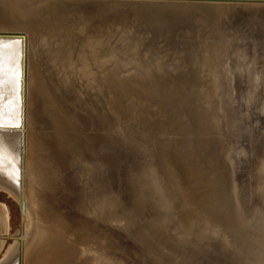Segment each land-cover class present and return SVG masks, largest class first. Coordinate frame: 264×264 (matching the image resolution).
I'll return each mask as SVG.
<instances>
[{
    "label": "bare ground",
    "instance_id": "1",
    "mask_svg": "<svg viewBox=\"0 0 264 264\" xmlns=\"http://www.w3.org/2000/svg\"><path fill=\"white\" fill-rule=\"evenodd\" d=\"M67 1L68 0H0V29L18 28V29H24L25 31L24 33L25 39L24 41H22L23 42V48H22V52H23L22 118H23L24 123L23 124L21 123L19 129L11 126L13 125V121H15L16 118L18 117V114H17L18 113V102L14 98L11 92V89H10V85L8 83V80L10 79L12 70H13L12 69L13 65L11 63V60L14 54V50L7 48V50L10 52L12 57L9 59L10 68L7 70V74L5 75L6 86H3L4 87L3 96L6 95L7 97L5 98L6 105L4 108H2V111H3L2 119H3L4 125H10V126L6 127L3 133L5 146H4V152H3V159L2 161H0V165H5V166L12 165L13 167H15L21 164L22 162V164L24 165V168L34 173L33 184L34 186H37L36 187L37 189L39 187L40 192H41V189L49 188L48 193H46L45 191H44L45 193L44 192L40 193V195L41 194L43 195V196L41 195L42 198L40 197V195L38 196L39 193L38 194L36 193V191L38 192V190H35L36 188H34L35 193L31 191V193L29 192V195L28 194L19 195L20 200L23 201L24 206L26 207V211H28L26 212L27 216L31 218L29 220V223L26 224V227H25L26 231L30 230L31 238L34 237V236L32 237V231H34L33 232L34 234H36L35 232L37 231V230L36 231L33 230L35 228V227L33 228L34 223L35 221H37V219L35 220L34 218L35 217L34 215L36 214V212L38 210L42 211L41 215L46 217V219L47 218L49 219V216L51 215L50 212L53 210L52 208H50L51 211L47 210L49 209L47 206H46L47 209L44 208L45 207L44 206L45 204L44 196L47 197L48 200H51L50 198H53L55 196L57 197V194H58L59 189H58L57 182L51 181L49 184L48 171L50 170V168H53L55 165L54 163H56L57 160L60 159L59 155L57 154L59 153V149H58L59 143L63 141L64 142L63 145H66V148L70 147L69 149L82 150L81 152L82 155L81 153H77L76 156L81 155L80 158L84 161L88 160L89 158L92 159L91 158L92 156H96L95 151L98 149L97 147L100 144L99 142L101 140L103 144H109V140L111 139L110 138L111 136H113V138H116V137L122 138L120 135V132H119V135L118 133H115V132H118L120 128H118V130H115L114 124L111 125V122H115L118 119L122 118L123 115L129 114V112H132L133 103L131 102L130 97H137L139 102H141V100L146 98L151 103H158L156 105L160 106L161 109H164L165 107L171 108L172 113L174 112V114H172V117H173V120L177 124L176 125L177 132L181 138L180 144L182 146V154H184L186 159L190 158L193 155H195V157L198 158L197 160L199 164L197 168L203 169V172H199L198 175L204 177L202 182H205V184L207 185L206 191L208 190L209 193L208 192L207 193L209 194V197L212 200V207L210 209L211 210L219 209V208L221 209L222 207V211H223L222 213H223L227 237L230 238L231 240L246 239V236L247 238L248 236L252 238L256 232L253 233L252 235L253 230L251 232L249 231V233H251L250 235L246 233L247 230L243 226L242 221L244 220H242L243 218L242 216H245L247 213L242 216L240 214L239 207L241 206H238V203L235 197V192H234L235 184L233 182V178L231 175L232 173L231 167L233 169L234 165H240L242 169L240 170V172L242 171V174L245 176V181L246 179L249 180V182L253 180H257L258 174H260L262 180L264 179V132L261 135H259L261 130L251 129L252 127L250 128L245 127V129H243L244 127L242 125L240 124L237 125L236 123L237 116L232 114L233 111L232 112L229 111L230 110L229 103H227L224 100L225 98L224 97L222 98V96L224 95L223 92L225 90L227 80L231 79L230 78V76L232 75V71H230L231 67H232V70H234L233 67L235 65L237 66V64H240L244 68H247L248 70H250V72L253 71L255 75L254 76L255 82L247 88L246 92L240 93V94L242 95V97L246 98L248 101L255 102L256 105L260 103L258 96H259L260 90L262 89L261 83L264 82V2L263 0H230L226 4L225 2H222L223 0H213L215 2L213 1L211 3L206 2L205 5L204 4L201 5V8L199 10H194L193 12L188 13L186 15L184 14L185 5L184 6L182 5L183 0H165L162 2L153 1L149 3L141 2V3H133L127 6L122 5L123 3H116V2L114 3L113 0L92 1L94 2V4L91 1L82 2L78 0L77 2V1L72 0V3H66ZM189 1L192 3H195L196 1H201V0H189ZM234 2L235 3L237 2L238 4V6L236 5L237 9L234 12L235 15L240 13V10L245 11V13L243 14H247L248 12H250V10L253 7H256L254 9L257 10L254 13L245 15V17L241 18V20L240 19L237 20L239 29H243L240 33L238 32L236 33L234 31L235 29L226 27L228 26V17H229L228 16L229 12L227 8ZM71 4L72 5L80 4V6H82V8H85V9L89 8V6L93 4V9L91 11L85 10L84 12H82V10H79L78 8L74 6L66 7V5L72 6ZM109 4H115V6H113V9L109 8L110 7ZM129 7H134L135 9L130 10ZM149 11L153 12V17L151 16V12L148 14L149 17H151L150 19L152 20L151 22L152 25L147 24L148 21H144L146 22L145 29H144L142 22L144 20V15ZM178 12L181 13L179 17H177ZM163 15L166 18V26H167L166 28H168V33H166L165 36L159 39L157 37H158V31L162 28V25H163ZM124 17H126V19H124ZM246 17L249 18L248 21H245V19H247ZM83 18H85L84 20L87 23L86 24L87 28L85 31L80 30L79 26L81 24L76 23V19H83ZM173 18H176V19L174 20ZM101 20H104V21L107 20L108 23H110L111 21H117V22H121L124 26L127 25V31L125 32V34H127L128 37L122 38V40L119 41L118 43H116V41L118 40H115L113 38L114 36L112 37V34L107 31L102 32L100 35L95 37V35L91 34L90 29L92 27H96L98 25L97 23H99ZM28 26H30L32 29H29ZM29 32L36 37L37 42L35 44L30 42V40H28L29 38H31ZM135 36L142 37L143 39L137 40L136 38H134ZM153 41H157V42L152 44ZM14 43L15 42L11 44H14ZM53 43H56V44L58 43L57 44L58 49L55 53L58 55L56 63H55V58H54V53H53L54 49L52 47ZM134 43L142 44L146 46V48H144L145 49L144 51H142V48H141L142 53L139 54L143 58V59L141 58V60L143 61L147 60L148 62V58H151L152 60L156 59L154 61V65H152L151 63L144 64L145 67L144 66L143 67L145 71H148V73L153 74V76L149 78L150 80L154 79L156 81L157 79H159L163 83L162 92H159L160 90L159 83H155V81L150 82L148 79L147 80L150 83L147 85L148 86L147 90H144V92H124L125 82L129 80L128 78H130L132 75H131V71L125 70L123 72H120L119 70L123 65L127 64L128 62L129 63L133 62L132 59L130 58L132 51L131 49L128 50V47L132 46ZM41 47H44V48H41ZM50 54L52 56V65H53V68L52 67L51 68L54 69V71L53 73H49V76H48V74L43 73L38 61L41 60L42 57L47 56V55L49 58ZM255 54H257V58H254L252 60V57ZM95 63L98 64V70L100 71L102 78L105 81L104 86L106 87V92L102 94L103 99H104L105 109L102 110L100 114V118L98 114L96 118L94 116H91V113H92L91 108L89 106L86 107L83 105L84 100H81V96L77 97L78 94L80 95L79 85L76 86L78 88L77 93L74 92V89L71 91L72 93L70 94L64 93L65 92L64 90L69 89L72 86V84L76 82L75 80L76 76L81 77L82 76L81 73L85 72L86 67L88 66V68L91 69V66L94 65ZM251 74L253 75V73ZM55 75H56V80L54 79ZM126 85H128V83ZM201 85L204 86L205 90L203 87H201ZM242 85H240L241 88H242ZM194 87L199 91V92H193L195 93L196 97H192L191 94L187 91L188 88H194ZM111 90H114L116 92H111ZM69 98L71 101L78 102L77 103L78 106L83 108L86 111V112H81L76 109L73 111V113L75 114V119L79 120L81 125H79L77 122H76L77 124H75L74 122H72L71 119H68L66 116H64L61 113V111H63L64 108L70 110V107H68V105L65 102V100H68ZM115 106H117V108H115ZM57 109H60V111ZM138 113H140V111H138ZM206 114H208L210 118H212L213 120V122H211L212 124H208ZM108 117H110V121L109 123H106V119ZM226 119L227 121L230 120V126L235 127V129L231 132L229 131L227 132V130L225 131ZM141 120H143V115L139 114L136 117L135 121L138 122ZM262 122L264 123V121ZM115 126L117 128V125ZM31 130H32V136L29 139L28 143H21V144H17L14 142L13 144L10 143V140H12L13 134H17L19 132L20 133L29 132ZM262 130L264 131V127L262 128ZM248 135H249V138L246 137ZM9 145L14 146V149H11ZM129 148L130 150H132L131 147ZM153 149L156 150V152H158L159 161L161 165L163 166V161H162L163 152L160 151L155 146L153 147ZM130 150L128 151L131 153ZM100 151L103 152L104 150L103 151L100 150ZM137 152H140V151H137ZM147 154L145 156H147ZM98 155L100 154L98 153ZM127 156L130 157V155H127ZM131 156L133 157V154ZM143 156L142 158H145V156L144 157ZM138 157L142 161L141 156H138ZM147 157H149V155ZM176 157L178 158V153ZM102 158H101V164H103L102 161L104 160V159L102 160ZM137 159L134 158L132 161H135ZM145 161L148 162L147 158L144 159L143 162ZM89 162H87V164ZM93 162L95 163V160L92 159V162L89 165H91ZM134 163H138V162H134ZM101 164L100 165L97 164V166L95 164L94 166L100 167ZM105 164L106 163H104L103 166ZM131 165L129 164V166L133 168L136 166V165H132V166ZM109 167H107L108 169H105L104 167V169L106 170L105 173L109 171V169L110 171H112L111 169H113L112 172H114V168H112L114 166L113 165L110 166L109 164ZM130 167H129V171H130ZM95 168L93 169V171L95 170ZM99 169L97 168L96 170H99ZM101 170L99 173L103 171ZM144 170L146 171V169ZM134 171L136 174L138 173L136 172L137 171L136 168L134 169ZM108 173L109 172H107V174ZM93 174L95 175V173H91V176ZM97 174L98 173H96L95 176H97ZM128 175L124 177H128ZM95 176H92L91 178L95 180L94 179ZM114 176H115V180H112ZM97 177H100L98 178V180L99 179L100 180L97 181L98 184L96 180L93 182H95L98 186L100 184L99 182H102L101 184L103 186V181H101V177H103V173L99 174V176ZM119 177H116V171H115L112 177L110 173V177L107 175L106 179L104 178V180L106 182V185H109V186L111 185L113 188L114 187L112 185L113 183L110 184L112 181L114 182L119 181L120 178L125 179L124 177H120V178ZM149 178H151L150 180H152V177L149 176ZM121 181H124L125 183V180H121ZM260 181L258 180L256 181V188ZM126 182L128 183L129 179ZM240 182H242V179ZM127 183H125L126 188L129 187ZM238 183L239 182H237V186L239 184L241 185V183L239 184ZM101 184H100V187H101ZM137 184L138 186H140V189H142V191L144 192L145 186L142 184V181H139L137 179ZM93 187H95V185H93ZM110 187L107 188L106 186V189L113 191ZM121 187L122 188L120 190L122 191V189H124L125 191V188H123L122 185ZM96 189L97 188L95 187V191H97ZM101 189L103 188L101 187ZM104 190H98V192L94 191V193H99V191L104 193L108 191V190L106 191ZM117 190L118 188H116L114 192H116ZM129 190H126L127 192L126 191L125 192L127 194L131 193ZM239 191L237 192L240 193L241 191L240 192ZM187 193L188 192H185V194ZM47 194H49L52 197L49 198V195L47 196ZM120 194L122 195V193ZM144 194H147V192H145ZM95 195L98 196V194H95ZM14 196H15V192H14ZM74 197L75 196H73L72 199L74 201L77 199V202L75 203L79 204L80 200L76 198L77 196L75 197L76 199H74ZM109 197L111 198L110 195ZM123 197L126 198L125 196ZM127 197H130V196H127ZM147 197H149L148 199L152 201V204L155 203L153 201V197L151 198L150 196L145 195L144 198H147ZM165 197L167 198L168 194H166ZM108 198L106 199L107 201L113 200V199H110V198L108 199ZM154 198L157 199L156 197ZM130 199L132 200V196L130 197ZM115 200L116 199H114L113 201ZM243 200H241V202H244ZM74 201L71 204H75ZM104 201H105V198H104ZM113 201L112 202L110 201V204L112 203V206H113ZM159 201H162V200H159ZM245 203L246 202H244V204ZM47 204H49V202ZM106 204L107 202L105 201V205ZM114 204L116 203L114 202ZM145 204L147 203L145 202ZM170 204H171V199H170ZM52 205L53 204H50L48 206H52ZM108 205H109V202H108ZM72 206L73 205H71L70 207L72 208ZM102 206L104 205L101 204L98 208L96 205L97 209L101 211L103 209ZM252 206L253 207L255 206L254 209L257 208V206L263 207L262 205L256 206L255 203ZM54 207L56 206L53 205V208ZM111 207H110V210L113 207L115 208V205L112 208ZM107 208L108 207L104 206L103 211L106 212ZM172 210L173 209L171 207L161 206V208H158V207L155 208L153 212H154V215L157 213H160L161 216H158L156 218L162 221L164 218L166 217L169 218L171 216L170 213H172ZM116 211L117 210H115V212ZM97 212L95 211L96 214ZM113 212H114V209H113ZM57 213L58 214L54 216L51 215L53 216L52 218H54V219L50 218L51 222L52 220L54 221L58 219L55 217H59L60 213L59 212ZM101 213L99 212V214ZM5 214L6 212L3 215L0 214V248L2 244H4L3 241L6 238L5 232H6L8 223L6 222ZM65 215L67 214H64L63 219H65V217H67L69 214L67 216ZM107 215L109 216V213H107L106 216L104 215L105 218H109V219L111 218L114 220V218L110 216L107 217ZM70 216L71 215H69L67 218H69ZM98 217L100 218L101 215L97 216L96 218L98 219ZM253 217H255V215ZM70 218H72L76 223H78L76 219L73 218V216H71ZM72 219H70V221ZM78 219L80 220V218H77V220ZM249 219L251 218H248V220ZM73 220L72 222H74ZM171 221L172 219H170L169 222H166V223H170ZM260 221L262 222L263 219L262 220L260 219ZM258 223H255L254 225L255 227L253 226L255 229H256V224ZM98 224L100 226V223H98L97 221V225ZM87 225L88 224H86V228L88 227ZM93 225L97 226L95 224ZM93 225L92 226L89 225L91 226V229L93 228ZM242 226L244 229L242 228ZM251 227L249 226L250 230L254 229L253 227L252 228ZM30 228H33L32 231ZM95 228L98 229V226L94 227L93 231H97V229L95 230ZM130 228L132 229L133 227L131 226ZM134 228H135V225H134ZM36 229H37V225H36ZM151 229L154 230V228L152 227ZM99 231H102V230L99 229ZM131 231L129 235L134 236V234L136 233V230L135 232H133L134 234ZM154 231L156 232V228ZM255 231H258V230H255ZM30 232H27V233L29 234ZM21 233L20 234L22 238L26 239L28 237L24 235L26 233L25 230L22 231ZM46 234L48 233L47 232L45 233L44 238L47 241L49 246L54 245V243L49 244L54 241L57 243L58 247L63 246L62 248H64V244L62 243L64 237L60 239L62 235L61 237L58 236V238L60 237L59 239L62 241H60L57 238H56L57 239L56 241L55 239L53 240L51 238L52 235L54 237V234L50 233L51 234L50 238L53 240L50 242L49 236L48 238H46L47 237ZM37 235L39 234H36L35 236L38 237ZM109 235L111 236V234ZM160 235H161V232H160ZM180 236L181 238H183L182 233L180 234ZM19 237L20 236H18L16 239L20 240ZM34 239H33V242H34ZM39 240L42 241L43 239L42 238L38 239V242H41ZM64 241H65V238H64ZM26 242L27 244H33V243H28L30 242V240L28 241V239ZM44 243L46 244V247ZM47 243L46 242L42 243L44 244V246L42 245V248L40 249L41 251L47 250L48 248ZM60 243H62L63 245H61ZM70 244L72 243H69L68 245L70 246ZM144 244L142 243V246ZM149 244H152V243L148 242V244L144 245L145 248L146 247L149 248L148 250H150V247H151V245L150 247H148ZM14 245L16 246L17 244H14ZM68 245L65 244V248L66 246L68 247ZM20 246L19 248L17 247V249H20L23 247V246L22 247ZM54 246H50V249ZM73 246L74 244H72V247ZM39 247H41V245H39L38 248ZM43 247L45 248L43 249ZM77 247H78L77 249H75L76 247H73V249H75V252L77 250V253L73 254L75 256L78 254L79 251H80L79 252L80 254H81V250L83 251L82 247H81V250L79 249V246ZM30 248L33 249L32 246ZM10 249H12V246H10L7 249L6 253H8ZM50 249L48 248L49 251ZM64 249H61V250H63L64 252ZM52 250H54L55 252L54 248H52ZM65 250H66L65 251L66 253L69 250L72 251L71 248L69 250L67 249ZM148 250L145 252L149 253ZM194 250H196V248ZM12 251L14 252L13 249ZM54 252L52 251V253L55 255L57 253V250H56V253ZM59 252L60 250H58L57 256ZM69 252L68 254H70ZM85 252L86 251H83L84 254ZM45 253L46 251L44 252V254ZM83 253L82 255L84 256ZM258 253L259 251H257V256L259 257L261 254H264V253H261L259 255ZM19 254H22V253L20 252ZM62 254L59 256H62ZM80 254L78 256H81ZM18 255H17V258L15 257L14 261H17L19 259ZM33 255L34 253L31 256ZM35 255L37 256L36 257L30 256L34 260H31L32 262H30L29 260V264H45L44 262L46 261V258L44 257L42 252L37 253ZM87 255L90 257L89 254ZM87 255L85 256L87 257ZM255 255L256 254H254V256ZM27 256H28V253L25 256L23 255L17 264L24 263L27 259L26 258ZM49 256L51 258H56L54 259V262H56L55 260H57L59 257V256L53 257V255L51 254L48 255V257ZM64 256L66 258L70 255L66 256V254H64ZM75 256L73 257L70 256V257L74 258ZM78 256H76L77 261L79 259ZM9 257H7L6 259H8ZM11 257H13V255ZM89 257L88 259L86 258L88 260L87 262L83 260L85 264H88V262L92 261L90 260L91 257L90 258ZM259 257H257V259ZM10 258L8 259L9 261H10ZM61 258H64V257L62 256ZM28 259L30 258L28 257ZM50 259L49 261H51ZM76 259L75 258L71 259L72 261L74 260V264H75ZM81 259L82 257H80L79 261ZM94 260L96 261V258L93 259L92 262L96 264L99 263V260H97L98 262H95ZM60 261H57V263L61 264ZM72 261L69 260L70 263ZM83 261L81 260V263H83ZM27 263H28V260H27ZM64 264H69V263L67 262Z\"/></svg>",
    "mask_w": 264,
    "mask_h": 264
},
{
    "label": "rangeland",
    "instance_id": "2",
    "mask_svg": "<svg viewBox=\"0 0 264 264\" xmlns=\"http://www.w3.org/2000/svg\"><path fill=\"white\" fill-rule=\"evenodd\" d=\"M74 1L78 2V0H74ZM80 1H82V2L83 1L84 2H90L91 1L92 2V1H96V0H86V1L80 0ZM105 1H107V0H105ZM144 1L143 0H141V1L140 0L139 1L138 0H126V1L124 0V2H123V0H115V1L113 0L114 3L115 2L116 3H123L122 5H125V6L131 5L133 3H141V2L142 3H147V2L149 3V2H153V1L154 2H159V1L162 2L165 0H149V1L144 0ZM212 1L213 0H211V1L210 0H201V1H196L195 3H192L189 0H183L182 5L183 6L185 5L184 6V14L186 15L188 13L193 12L194 10H199L201 8L202 4L205 5L206 2L211 3ZM229 1L230 0H223L222 2H225V4H226ZM213 2H215V1H213ZM263 2H264V0H263ZM66 3H72V0H68ZM92 3L94 4V2H92ZM93 4L91 6H89V8H87V9L82 8V6H80V4H73V5L71 4L72 6L66 5V7H73L74 6V7L78 8L79 10H82V12H84L85 10L91 11L93 9ZM109 5H110V7H109L110 9H113V6H115V4H109ZM229 5H230V3H229ZM236 5L238 6L237 2L236 3L234 2L233 4H231L227 8L228 12H229L228 13L229 17H228V26H226V27L235 29L234 31L236 33L237 32L240 33L243 29H239V25L237 24V20L238 19L241 20V18L245 17V15L254 13L257 10L254 9L256 7H253L250 10V12H248L247 14H243V13H245V11L240 10V13L235 15L234 12L237 9ZM129 9L133 10L135 8L129 7ZM251 11H253V12H251ZM150 12L151 11L147 12L144 15V20L142 22L144 29H145V25H146V22H144V21H148L147 24L152 25V23H151L152 20L150 19L151 17H149V15H148ZM180 15H181V13L178 12L177 17H179ZM231 15H233V16H231ZM151 16L153 17V12H151ZM246 18L247 19H245V21H248L249 18L248 17H246ZM84 19L85 18L76 19V23L81 24L80 26L79 25L78 26H79V29L82 31H85L87 28V25H86L87 23L85 22ZM124 19H126V17H124ZM173 19L175 20L176 18H173ZM107 20H105V21L101 20L99 23H97L98 25L96 27H92L90 29L91 34H93V35H95V37H97L102 32H106V31L110 32L112 34V37L114 36L113 38L115 40H118V41H116V43L121 41L122 38L128 37V35L125 34V32L127 31V25L124 26L121 22H117V21H111L110 23H108ZM166 27H167L166 26V18L163 15V25H162V28L158 31V37L157 38L161 39L163 36L166 35V33H168V28H166ZM28 28L32 29L30 26H28ZM104 35H102V36H104ZM30 36H31V38H29L28 40H30V42L35 44L37 42L36 37L34 35H32L31 33H30ZM134 38H136L137 40L143 39L142 37H139V36L138 37L135 36ZM156 42L157 41H153L152 44H154ZM57 44L56 43L52 44V47L54 49L53 53H54L55 63H56L57 58H58V55L55 54L57 49H58ZM41 48H44V47H41ZM141 48H142V51H144L145 50L144 48H146V46H144L142 44H137V43H134L132 46H129L128 50L131 49V51H132L130 58L132 59L133 62H131V63L128 62L127 64L123 65L119 70L120 72H123L125 70L131 71V75H132L130 78H128L129 80H127L125 82L124 92H144V90H147V87H148L147 85L150 82L155 81L154 79H151V80L149 79L153 76V74L148 73V71L144 70V67H145L144 64H150L151 63L152 65H154V61L156 59L152 60L151 58H148L149 63L147 62V60H144V61L141 60L142 57L139 55L140 53H142ZM5 54H6V61H5V63H6L5 75H6L7 70L10 68L9 59L12 56H11L10 52L7 50V48L5 49ZM254 58H257V54L253 55L252 60ZM141 61H143V62H141ZM38 62L40 64V68L42 69L44 74H48V76H49V73H53L54 69H52L53 65H52L51 54H50L49 58H48V55L44 56ZM140 64H142V65H140ZM242 67L243 66L240 64H237V66L235 65L233 67L234 70H232V67H231V69H230V71H232V75L230 76L231 79L227 80L226 87H225L226 91L224 90V92H223L224 95L222 96V98L224 97L225 98L224 100L227 103H229V108H230L229 111H231V112L233 111L232 114L237 116V119H236L237 125H239V124L242 125L244 127L243 129H245V127L246 128L252 127L251 129L261 130L259 133V135H261L264 132L262 130V128L264 127V123L262 122V121H264V82L261 83L262 89L260 90V93L258 96V99L260 100V103L258 105H256L255 102L248 101L246 98L242 97V95L240 93L246 92L247 88L255 82L254 72L253 71L250 72V70H248L247 68H244V67L242 68ZM251 73H253V75ZM81 75H82L81 77H78V76L75 77L76 82L74 84H72V86L69 89L64 90L65 91L64 93L70 94V93H72L71 91L73 89H74V92L77 93L78 88L76 86L79 85L80 86V95L78 94L77 97L81 96V100H84L83 105L86 107L89 106L91 108V112H92L91 116H94L96 118L97 114H98L99 118H100V114H101L102 110L105 109L104 108V99H103L102 94L104 92H106V87L104 86L105 81L103 80L102 75H101L100 71L98 70V64L95 63L94 65H92L91 69H89L87 66L85 72L81 73ZM240 75H241V77H240ZM4 79H5V77H4ZM54 79L56 80V75H55ZM127 83H128V85H126ZM155 83H159V88H160L159 92H162L163 83L159 79H157L155 81ZM240 85H242V88ZM4 86H6V80H5ZM201 87L204 88V86H202V85H201ZM234 88H236V89H234ZM3 89H4V87H3ZM204 90H205V88H204ZM187 91L191 94L192 97H196L195 93H193V92H199L195 87L194 88H188ZM111 92H116V91L111 90ZM229 95H231V96H229ZM3 97H5V96H3ZM229 99H230V101H229ZM130 100L133 103L132 112H129V114L123 115L122 118L118 119L115 122H111V125L114 124L115 130H118V128H120L118 130V132H115V133H118V135H119V132H120V135L122 138H117V137L113 138V136H111L110 137L111 139L109 140V144H103V142L101 140L99 142L100 144L97 147L98 149L95 151L96 156L91 157L93 160H95V163L94 162H93L94 164L92 163L93 165L92 164L89 165L92 162V159L89 158L88 160L84 161L80 158V156L82 155V153H81L82 150H80V149H69L70 147L66 148V145H63L64 144L63 141L61 143H59V145H58L59 153H57V154L59 155L60 159H58L57 162L54 163L55 164L54 167L50 168V170L48 171L49 184L51 181L57 182L58 189H59V190L57 189L58 194H57V197L55 196L56 198L55 197L50 198L52 196L47 194V196L49 195V198L51 200H48V198L44 196L45 201L44 200L43 201L45 203L44 204L45 209H47V207H48L49 209H47V210L51 211L50 208H52L53 209L52 211L55 212L54 213L51 211L50 212L51 215L54 216V215L58 214L57 212H59L60 216L57 215L59 217H55V218H58V219H56L54 221L52 220V222H51V219H54V218H52L53 216H51V215L49 216V219L51 218L49 221L48 218L46 219V217L41 215L42 211L38 210L36 212V214L34 215L35 220L37 219V221H35V223L37 225V229H36L35 223L33 226V228L34 227L35 228L34 229L30 228L31 231H32V229L35 231L37 230L35 233L39 234V235H37L38 237H36L35 236L36 234H34L33 233L34 231H32V237L33 236L34 237L31 238L30 230L26 231V228H25L26 224L29 223V220L31 218H29L27 216L26 212H28V211H26V207L24 206L23 201L20 200L19 195H21V194H28L29 195V192L31 193V191H33L35 193V190H38V192L36 191V193L37 194L39 193L38 194V196H39L41 192L45 191L46 193H48L49 188L41 189V187H40V189H41V192H40L39 187L37 189L36 188L37 186H34V184H33L34 173L29 171L28 169L24 168V165L22 164V162H21V164L15 166V167H13L12 165H6V166L0 165V172H2V174H0V181H1V183H0V214L3 215L6 212V214H5L6 222L8 223L7 228H6V232H5L6 238L3 241L4 244H2V246L0 248V260H1L0 264H2V263L6 264L7 262L9 264H14L16 262L15 264H17L20 261V259L22 258V256L23 255L25 256L27 253H28V256L26 257L27 259L22 264H25V263L29 264V260H30V262H32L31 260H34L31 257H34V256L36 257L37 255H35V254L41 253V252L43 253L44 257L46 258V261L44 262L45 264H50V263L51 264H58L57 261H60L61 259H63L60 261L61 264H64L67 262L69 264H72V263L74 264V260L72 261L71 259H74V258L76 259V256H78L80 254L79 249L81 250V247H82L83 251H86V252L84 254L83 251L81 250V254H80L81 256H78V258L80 259V257H82L81 260L82 261L84 260L87 262L88 261L87 259L89 257L87 254H89L91 257V258L89 257L90 260L93 261V259H95V258H96V261L94 260L95 262H98L97 260H99V263H97V264H264V260H263L264 254H261V253H264V233H263L264 232V229H263L264 228V199H261L257 196L259 194H262L263 195L262 197L264 198V179L258 183L257 188H256V186H254L258 190L257 191L251 185L252 181L249 182V180H247V179L245 181V176L242 174V171L240 172V170H242L240 165H234L233 164L234 165L233 169L231 167V170H232L231 175L233 178V182L235 184L234 185L235 197H236L238 206H241V207H239L240 214L242 216V215L247 213L245 216H242L243 218L241 217L242 220H244V221H242L243 226L247 230L246 233H248L250 235H251V233H249V231L251 232L253 230L252 235H253V233L256 232L253 235V237L251 236L252 238H250V236H248V238H247V236H246V239L231 240L226 235L224 218H223V213H222L223 212L222 207H221V209L220 208L214 209V210L210 209L212 207V200L209 197L208 190L206 191L207 185L205 184V182H202L204 177L198 175L199 172H203V169L197 168L198 164H199V162L197 160L198 158L195 157V155H193L190 158L186 159L184 154H182V146L180 144L181 138L177 132V126H176L177 124L173 120V117H172V114H174V112L172 113L171 108H168V107L161 109L160 106L156 105L158 103H151L146 98L141 100V102H139L137 97H130ZM65 102L68 105V107H70V110L64 108L63 111H61V113L64 116H66L68 119H71L72 122H74L75 124L78 123L79 125H81L79 120L75 119V114L73 113V111L75 109L79 110L81 112H86V111L83 108L78 106V104H77L78 102L71 101L70 98L68 100H65ZM115 108H117V106H115ZM57 110L60 111V109H57ZM138 111H140V113H138ZM139 114L143 115V120L136 122L135 121L136 117ZM206 115H207L208 124H212L211 123V122H213L212 118H210V116L208 114H206ZM18 118L19 117H17L16 120L13 121V125L18 124V121H17ZM109 121H110V117H108L106 119V123H109ZM23 123H24V121L22 118V124ZM115 125H117V128ZM31 136H32V130L29 132H21V133L19 132L17 134L12 135V140H10V143L11 144H13V142L17 143V144L28 143ZM246 137L249 138V135ZM250 138H251V136H250ZM9 146L11 149H14V146H12V145H9ZM154 146L163 152L162 161H163L164 168L159 161L158 152H156V150L153 149ZM129 147H131L132 150H130ZM143 147H145V148H143ZM126 149L130 150L131 153ZM142 149H144V150H142ZM100 150H102V151L104 150V151L101 152ZM137 151H140V152H137ZM123 152H124V154H123ZM77 153H81V155L76 156ZM98 153L100 155H98ZM139 153H140V155H139ZM155 153L157 156L155 155ZM177 153H178V158L176 157ZM132 154H133V157L131 156ZM146 154H147V156L149 155V157L145 156ZM127 155H130V157ZM143 155L145 156V158H142ZM103 156L104 157L106 156L105 157L106 161H105ZM138 156H141L142 161L140 160V158ZM94 157H95V159H94ZM100 157L101 158L103 157L102 160L104 159L102 161V163L103 164L106 163L104 166H103V164H101V158ZM97 158H98V160H97ZM130 158H132V159H130ZM134 158L135 159L139 158V159L132 161ZM146 158H147L148 162L147 161L143 162L144 159H146ZM129 160H131V161H129ZM150 161H152V162H150ZM87 162H89V163L87 164ZM134 162H138V163H134ZM95 164H96V166H97V164L98 165L101 164L102 167L101 166L96 167V166H94ZM109 164H110V166H112V165L114 166L112 168H114V172L116 171V177H119V176L124 177V176L128 175V173H129V175H128L129 178L124 177L125 179H123V178L119 177L120 178L119 181H116V182L112 181L110 183V184L113 183L112 184L114 186L113 188H115V189L118 188V190L120 192L118 190L116 192H114L115 189H113L111 185H110L111 187L109 185H106V182L104 180V178L106 179L107 175L110 177V173H111V177H112V175H114V172H112L113 169H111L112 171H110V169H109V171H107V172H109L108 174H107V172L105 173V171H106L105 169H108L107 167H109ZM129 164L130 165L131 164L136 165V166L133 168V167H130ZM139 165H140V167H139ZM128 166L130 167V171H129ZM104 167H105V169H104ZM94 168H95V170L97 168L98 169L100 168V169L96 170V171L94 170L95 171L94 172L93 171ZM101 168L103 171L101 170ZM109 168H111V167H109ZM135 168L137 170L136 172H138L137 174L134 171ZM144 169H146V171ZM100 170L102 171L101 173H103V177H101V181H103V186L101 184L102 182H99V183L101 184V187L103 189H101L100 184H99V186L97 185L98 184L97 181L100 180V179L98 180V178H100V177H97V176H99V174H101V173H99ZM91 173H95V175H96V173H98L97 176H95L94 174L92 175V176H95L94 179L96 180L97 184L95 182H93L95 180H93V178H91L92 177ZM123 174H125V175H123ZM149 176L152 177V180H150L151 178H149ZM96 177H97V179H96ZM116 179H118V178H116ZM128 179H129V182L127 183L126 181H128ZM137 179L139 181H142V184L145 186L144 192L142 191V189H140V186H138ZM148 179H149V181H148ZM241 179H242V182H240ZM112 180H115V176L112 178ZM121 180H125V183H127L129 187L126 188L124 181H121ZM243 180H244V182H243ZM237 182L241 183V185L238 183L239 185L237 186ZM162 183H164V184H162ZM104 184L107 186V188L110 187L113 191L106 189V186ZM93 185H95V187L97 188L96 189L97 191H95V187H93ZM121 185L123 186V188H125V191L130 189L129 191L131 193H128L130 195H128L126 193L127 191L125 192L124 189H122L123 192L120 190L122 188ZM9 187H10V189H9ZM34 188H36V189L34 190ZM93 188H94V190H93ZM104 188H105V190H104ZM60 189H62V190H60ZM98 190H104V191L108 190L110 192H108V191L104 192L105 194L102 193L101 191H99V193H94V191L98 192ZM239 190L242 192V194ZM237 191H239L240 193H238ZM259 191H261V192H259ZM14 192H15V196H14ZM112 192H114L115 195ZM145 192H147V194H144ZM173 192H174V194H173ZM185 192H188V193L185 194ZM236 192L238 193V195ZM60 193H62V194H60ZM111 193H112V195H111ZM120 193H122V195ZM95 194H98V196ZM108 194L111 196V198L109 197ZM166 194H168L167 198L165 197ZM41 195H40V197H41ZM145 195L146 196L148 195L151 198L153 197V201L155 203L152 204V201L150 199H148L149 197L144 198ZM73 196H75V197L77 196L76 198H78L80 200V201L78 200L79 204L75 203V202H77V199L74 197V199H76L74 201L72 199ZM112 196H113V198H112ZM123 196H125L126 198H124ZM127 196H130V197L132 196V200L130 199V197H127ZM169 196H170V198H169ZM103 197L105 198V201L107 202L106 205H105V201H104ZM108 197L110 199H113V200L116 199L115 201L110 200L111 202L113 201V206L115 205V208L112 206V203L110 204L109 200L108 201L106 200ZM154 197H156L157 199H155ZM249 197L251 200L249 199ZM170 199H171V204H170ZM72 200L74 201L75 204H71L73 202ZM144 200H146V201H144ZM159 200H162V201H159ZM241 200H243L246 203L244 204V202H241ZM20 201H21V203H20ZM70 201H72V202H70ZM239 201H240V203H239ZM46 202L47 203L49 202V204H47ZM108 202H109L110 207L111 206L113 207V208L111 207L112 208L111 210H110V207L108 205ZM114 202L116 204H114ZM145 202L147 204H145ZM159 202L162 205H160ZM253 202L255 203L256 206L262 205L263 207L257 206L258 209L257 208L254 209L255 206L254 207L252 206V205H254ZM50 204H53L54 206H56V207H54L55 209L53 208V205L48 206ZM101 204H103L105 207H108L106 209V212L103 211L104 206H102L103 212L101 210L97 209V207L99 208V206ZM154 204H156V205H154ZM71 205H73L72 208L70 207ZM96 205H97V207H96ZM153 205H154V207H153ZM161 206L171 207L173 209L172 213H170L171 216L169 218L168 217L164 218L162 221L158 220L156 218L158 216H161L160 213H157L154 215V212H153L155 210V208H157V207L161 208ZM100 209H101V207H100ZM113 209H114V212H113ZM115 210H117V211L115 212ZM23 211H24V213H23ZM95 211L96 212L98 211L97 214H99V212L100 213L102 212L101 214H99V215H101V217L100 218L98 217L100 222L96 218L99 215H97L95 213ZM253 212H254V214H253ZM107 213H109V216L114 218V220L111 218L110 219L105 218ZM256 213H258L259 215ZM64 214H67V215L69 214V215L73 216V218L76 219V221L78 223H76L72 218H70L71 216L69 218L72 219L74 222H72V220L70 221V219L67 218L69 215L68 216L65 215L67 217H65V219H63ZM102 214H104L105 216ZM249 214H251V215H249ZM254 215H255V217H253ZM109 216L107 215V217H109ZM76 217L80 218V220L79 219L77 220ZM172 217H174V218H172ZM248 218H251V219L248 220ZM170 219H172V221L170 223H166V222H169ZM260 219L261 220L263 219V221L261 222ZM97 221H98V223H100V226H99V224L97 225ZM248 222L249 223L251 222V223L249 224ZM255 223H258V224H256V229L254 228ZM83 224H84V226H83ZM86 224H88L87 228H86ZM93 224L98 226V229L95 228V230L97 229V231H93L94 230L93 228L97 227V226H94ZM261 224H262V226H261ZM89 225H91V226L93 225V228L91 229V226H89ZM134 225H135V228H134ZM131 226L133 227L132 229L130 228ZM243 226H242V228H243ZM249 226L250 227L254 226L253 227L254 229L250 230ZM41 227H42V229H41ZM151 227L154 228V230L156 228L157 233L153 229H151ZM247 227H248V229H247ZM158 228L161 229L162 231L159 230ZM258 228L260 230L262 229L263 231L262 230L260 231ZM99 229L102 231H99ZM183 229L186 231H184ZM24 230L26 233L30 232L29 234L28 233L24 234V235H26V237L28 236L26 239L22 238V236H21V234H23L21 232ZM135 230H136V233L134 234L133 232H135ZM151 230H153V231H151ZM158 230L161 232V235H160V232ZM255 230H258V231H255ZM110 231H112V232H110ZM130 231L134 234V236L129 235ZM46 232L48 234H46L47 237L46 236L45 237L48 238V236H49L50 242L53 241L54 239L57 241V239H59L62 235V237L60 239H62L63 237L65 238V241L63 238V242H62L64 244V248H65V244L68 245L69 243L74 244L73 247H76L75 249H77L78 248L77 246H79L78 254L76 256L73 255L74 253L75 254L77 253V250L75 252V249H73L72 244H70V246L68 245V247L66 246L65 249H67V250H69L70 248L72 249V251L69 250L70 252L67 251V253H66L65 252L66 250L64 248H62L63 246H61V245H63L62 243H60L61 245H59L61 247H58L57 243L53 241L49 244L54 243V245H55V243H56V245H55L56 248L54 245H50V246H54V247H52L55 249V252H54V250H52V248L50 249V246L48 245L47 241L44 238V235ZM123 232H125V233H123ZM152 232H154L158 235H156ZM50 233L54 234V237H53V235L51 237ZM108 233L111 234V236ZM181 233L183 234V238H181L182 235L180 236ZM257 233H259V234H257ZM136 234H137V236H136ZM82 235H84V236H82ZM18 236H20L19 237L20 240L16 239ZM58 236H60V237L58 238ZM157 236H159V237H157ZM39 238L40 239L42 238L43 240H45V241H43V240L42 241L39 240V241H41L42 243L46 242L48 248L50 249V251H49L47 248V250H45L46 251L45 254H44L45 251L43 249L46 247V244L44 243L45 247H43V249H42L44 252L41 251L40 249L42 248V245L44 246V244H42L41 242H38ZM75 238H76V240H75ZM24 239L26 241H27V239H28V241L30 240V242H28V243H33V244H27V242ZM33 239H34V242H33ZM16 240H18V241H16ZM66 240H67V242H66ZM60 241H62V240H60ZM60 241H58V242H60ZM20 242H21V244H20ZM48 242H49V240H48ZM148 242L149 243L151 242L152 244H149V246L148 245H146V246L150 247V245H151V247L153 249L150 247V250H148L149 248L146 247L148 252H149V253H146L145 251H147V250L144 247V245L148 244ZM38 243H40V244H38ZM142 243L143 244L145 243V244L142 246ZM14 244H17V245L15 246ZM19 244L22 245L23 247L20 246ZM80 244H81V246H80ZM126 244H127V246H126ZM154 244H156V245H154ZM39 245H41V247L38 248ZM10 246H12V249L14 250V252L12 251V249H10L8 252L9 254H8V253H6V251ZM19 246L22 248L17 249V247L19 248ZM31 246L33 247V249L30 248ZM194 247L196 248V250H194L195 249ZM59 248L64 249L65 253L63 252V250H61ZM131 248H133V249H131ZM36 249L37 250L39 249L38 252ZM34 250L36 251V253ZM56 250H57V253H58V250H60V252L62 251L61 254L63 253L62 256L64 258H61L62 256H59V255H61L60 252L58 254V256L60 257L59 258L57 256ZM52 251L56 254L54 255L52 253ZM196 251H198V252H196ZM257 251H259V253H258L259 255L261 254L263 256H261V255H260V257L257 256ZM20 252L23 255L19 254ZM68 252L70 254H68ZM33 253H34V255L31 256ZM82 253L84 254V256L82 255ZM253 253L256 255L254 256ZM50 254L53 255V257L54 256L58 257V259L55 260L56 262H54V259H56V258H51L50 256L48 257V255H50ZM64 254H66V256L70 255L72 257L73 256H75V257L74 258H72L70 256L66 257L70 261H72L70 263L69 260L65 258ZM12 255H13V257H11ZM17 255H18L19 259L18 260L16 259L17 261H14L15 257L17 258ZM85 255H87V257ZM6 256L11 257V258L9 257L10 261L8 260L9 258L6 259L7 258ZM28 257L30 259H28ZM257 257H259L260 259L259 258L257 259ZM49 259L51 261H49ZM79 259H78V261H79ZM27 260H28V263H27ZM64 260H65V262H64ZM81 260L78 263V261L76 259L75 264L76 263L80 264ZM3 261L4 262L7 261V262L4 263ZM84 261L81 264H85ZM92 261L88 262V264H90V263L93 264L94 262H92ZM94 264H96V263H94Z\"/></svg>",
    "mask_w": 264,
    "mask_h": 264
},
{
    "label": "snow or ice",
    "instance_id": "3",
    "mask_svg": "<svg viewBox=\"0 0 264 264\" xmlns=\"http://www.w3.org/2000/svg\"><path fill=\"white\" fill-rule=\"evenodd\" d=\"M6 48L14 50V54L11 60V63L14 65V69L12 70V74L10 79L8 80V83L10 85V89L13 96L18 98L20 92V79H21V73L19 69V42L17 41L14 44L5 45L3 41H0V99L3 98V86L5 83L4 59H5ZM2 117H3V111H2V105H0V161H2L3 159V152L5 146V141L3 136L5 128ZM15 127L19 129L20 125L16 124ZM0 174H2V172H0Z\"/></svg>",
    "mask_w": 264,
    "mask_h": 264
},
{
    "label": "water",
    "instance_id": "4",
    "mask_svg": "<svg viewBox=\"0 0 264 264\" xmlns=\"http://www.w3.org/2000/svg\"><path fill=\"white\" fill-rule=\"evenodd\" d=\"M25 31L24 29H18V28H15V29H0V41H3L5 45H8V44H11L13 42H19V69H20V73H21V79H20V92H19V96L18 98L17 97H14L16 99V101L18 102V124L21 125L22 123V110H23V92H22V89H23V70H22V66H23V52H22V48H23V42L24 39H25V35H24ZM6 54H5V59H4V70L6 69L5 66H6ZM13 65V64H12ZM12 69H14V65L12 67ZM4 94V93H3ZM7 96L5 95V97H3L2 99H0V105H2V108L5 107V98ZM226 105V104H225ZM226 111V109H225ZM10 125H4V128L8 127ZM12 127H15V125H11ZM225 131L227 130V132H231L235 129V127H232L230 126V120L227 121L226 119V122H225ZM226 132V133H227ZM260 179L262 180L260 174H258V181H260ZM257 180H253L251 183V185L253 186L254 188V185L256 186V181ZM255 189V188H254ZM257 190V189H255ZM258 191V190H257ZM261 192V191H259ZM259 198L261 199H264L262 196V194H259L257 195ZM260 199V200H261Z\"/></svg>",
    "mask_w": 264,
    "mask_h": 264
}]
</instances>
